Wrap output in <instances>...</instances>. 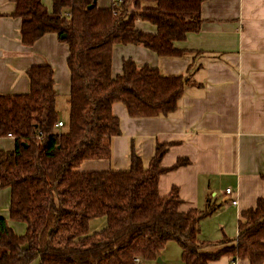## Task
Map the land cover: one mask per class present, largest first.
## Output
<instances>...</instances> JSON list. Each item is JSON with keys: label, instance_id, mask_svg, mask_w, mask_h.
Wrapping results in <instances>:
<instances>
[{"label": "trees", "instance_id": "1", "mask_svg": "<svg viewBox=\"0 0 264 264\" xmlns=\"http://www.w3.org/2000/svg\"><path fill=\"white\" fill-rule=\"evenodd\" d=\"M13 1L11 15L23 19L26 45L50 32L69 45L70 115L56 126L62 119L49 64L27 70L29 93H0V138L15 139L13 149L0 148V185L11 191L10 218L27 224L17 234L0 217V264H138L137 258L158 259L170 241L181 246L185 264H213L225 253L264 264V198L242 211L236 240L201 239V220L221 204L209 199L205 209L185 212L176 187L160 194L167 143L157 144L148 167L133 151L127 170L76 171L85 160L112 157V139L121 134L114 103L133 117L177 110L188 75H165L126 59L114 76V47L135 44L162 57L183 55L175 42L200 29L203 0H116L110 8L95 0H53L51 10L42 0ZM139 19L157 32L138 28ZM102 217L106 226L91 232V221Z\"/></svg>", "mask_w": 264, "mask_h": 264}, {"label": "crops", "instance_id": "2", "mask_svg": "<svg viewBox=\"0 0 264 264\" xmlns=\"http://www.w3.org/2000/svg\"><path fill=\"white\" fill-rule=\"evenodd\" d=\"M42 1L52 9L53 0ZM115 1L96 3L110 8ZM15 6L13 0H0V93H29L27 70L49 64L54 69L57 108L60 110L62 103L70 106L69 45L54 32L26 45L21 35L23 19L11 15ZM200 19L198 31L175 42V47L184 51L181 56L162 57L143 45H115L114 76L122 73L124 60L132 59L140 67H157L165 75H188L190 82L177 110L168 116L133 117L124 104L114 103L121 134L112 139V157L85 160L76 171L127 170L133 151L148 167L157 144L167 143L162 166L168 170L160 176V194L166 196L176 187L185 212L205 209L209 199L221 204L201 220L200 238L236 240L242 211L264 198V0H203ZM136 25L145 32H157L149 21L139 19ZM14 146L13 137L0 138V148L11 150ZM180 160L186 163L174 167ZM227 188L233 190L230 197ZM230 198L238 203H230ZM10 203V188L0 185V217H5L17 234H24L27 224L10 218ZM105 221V217L92 220L93 232L102 230ZM174 242L167 243L158 259H141L138 264H185L182 248ZM213 264L249 261L225 253Z\"/></svg>", "mask_w": 264, "mask_h": 264}, {"label": "built area", "instance_id": "3", "mask_svg": "<svg viewBox=\"0 0 264 264\" xmlns=\"http://www.w3.org/2000/svg\"><path fill=\"white\" fill-rule=\"evenodd\" d=\"M64 125H65V124H64V121H63V120H60V121L56 124V126H57L58 128H61V127H63ZM8 137H13V138H14V136H13L12 134H9ZM225 193H226L227 196L230 197V196L232 195V193H233L232 188H227L226 191H225ZM228 200H229L230 203H232V204H234V205L238 203V199H235V198H230V199H228ZM136 262L139 263V262H140V259L137 258V259H136Z\"/></svg>", "mask_w": 264, "mask_h": 264}, {"label": "rangeland", "instance_id": "4", "mask_svg": "<svg viewBox=\"0 0 264 264\" xmlns=\"http://www.w3.org/2000/svg\"><path fill=\"white\" fill-rule=\"evenodd\" d=\"M59 114H60V117L64 118L65 122H67L69 120V115H70V106H67V107L65 105L63 106V103H62L60 110H59ZM91 232H93L92 229H91ZM228 235L231 237L234 236V235H230L229 233H228ZM221 236H223V235H221ZM174 243H177V242H174Z\"/></svg>", "mask_w": 264, "mask_h": 264}, {"label": "water", "instance_id": "5", "mask_svg": "<svg viewBox=\"0 0 264 264\" xmlns=\"http://www.w3.org/2000/svg\"><path fill=\"white\" fill-rule=\"evenodd\" d=\"M95 2H96V0H95ZM160 261H161V259H159Z\"/></svg>", "mask_w": 264, "mask_h": 264}]
</instances>
